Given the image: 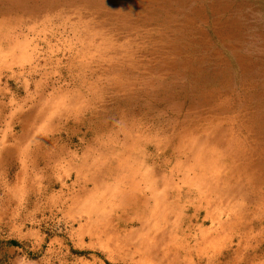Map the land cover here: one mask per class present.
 Instances as JSON below:
<instances>
[{"label": "rangeland", "instance_id": "1", "mask_svg": "<svg viewBox=\"0 0 264 264\" xmlns=\"http://www.w3.org/2000/svg\"><path fill=\"white\" fill-rule=\"evenodd\" d=\"M0 100V264H264V0H0Z\"/></svg>", "mask_w": 264, "mask_h": 264}, {"label": "crops", "instance_id": "2", "mask_svg": "<svg viewBox=\"0 0 264 264\" xmlns=\"http://www.w3.org/2000/svg\"><path fill=\"white\" fill-rule=\"evenodd\" d=\"M8 106V101L0 100V178H4L2 180V183L4 186H8L9 183L7 181L8 179V167L10 163L12 162L13 159L16 157L13 156V150L10 148V143H9V136L10 133L8 130L6 131L5 125L6 123L4 122L1 123L2 121L5 120V110L7 109ZM7 215L6 211L3 210V208H0V216H5Z\"/></svg>", "mask_w": 264, "mask_h": 264}, {"label": "bare ground", "instance_id": "3", "mask_svg": "<svg viewBox=\"0 0 264 264\" xmlns=\"http://www.w3.org/2000/svg\"><path fill=\"white\" fill-rule=\"evenodd\" d=\"M162 165H163V164H162ZM151 189H152V188H151ZM144 202H146V201H144ZM143 207H144V206H143ZM182 218H183V217H182ZM185 221H186V220H185ZM203 223H204V222H203ZM184 225H185V224H184ZM180 226H181V225H180ZM180 226H179V227H180Z\"/></svg>", "mask_w": 264, "mask_h": 264}]
</instances>
